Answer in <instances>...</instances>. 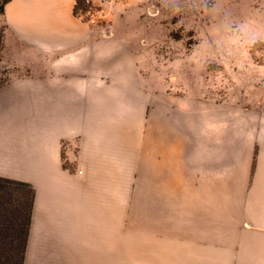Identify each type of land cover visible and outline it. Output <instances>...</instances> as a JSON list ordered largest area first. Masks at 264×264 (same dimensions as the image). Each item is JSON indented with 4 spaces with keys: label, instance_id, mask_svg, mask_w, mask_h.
Instances as JSON below:
<instances>
[{
    "label": "crops",
    "instance_id": "1",
    "mask_svg": "<svg viewBox=\"0 0 264 264\" xmlns=\"http://www.w3.org/2000/svg\"><path fill=\"white\" fill-rule=\"evenodd\" d=\"M76 1L5 6L48 73L0 89V177L35 190L24 264H264V120L257 144L232 141L229 108L143 91L127 37ZM145 182L148 211L127 208Z\"/></svg>",
    "mask_w": 264,
    "mask_h": 264
},
{
    "label": "rangeland",
    "instance_id": "2",
    "mask_svg": "<svg viewBox=\"0 0 264 264\" xmlns=\"http://www.w3.org/2000/svg\"><path fill=\"white\" fill-rule=\"evenodd\" d=\"M80 4L77 14L83 20L127 37L143 91L175 99L199 98L207 105L229 108L233 114L227 120H222L225 113L220 115L221 128L235 124L227 139L258 143L264 120V0H81ZM0 33L4 34L0 89L13 80L48 75L30 60L20 59L22 50L10 37L1 11ZM135 187L127 184L131 198L127 208L136 205L148 211L149 184L138 186L136 204ZM227 212L223 210L222 223L245 219L260 223V216L231 217Z\"/></svg>",
    "mask_w": 264,
    "mask_h": 264
},
{
    "label": "trees",
    "instance_id": "3",
    "mask_svg": "<svg viewBox=\"0 0 264 264\" xmlns=\"http://www.w3.org/2000/svg\"><path fill=\"white\" fill-rule=\"evenodd\" d=\"M10 1L2 0L1 13L5 14ZM80 3L76 1V16ZM3 49L4 34L0 33V62ZM34 197L32 185L0 177V264H24Z\"/></svg>",
    "mask_w": 264,
    "mask_h": 264
},
{
    "label": "built area",
    "instance_id": "4",
    "mask_svg": "<svg viewBox=\"0 0 264 264\" xmlns=\"http://www.w3.org/2000/svg\"><path fill=\"white\" fill-rule=\"evenodd\" d=\"M80 18H82V17H80ZM83 19V18H82ZM78 175L80 176H82L83 175V170L82 169H80V170H78Z\"/></svg>",
    "mask_w": 264,
    "mask_h": 264
},
{
    "label": "water",
    "instance_id": "5",
    "mask_svg": "<svg viewBox=\"0 0 264 264\" xmlns=\"http://www.w3.org/2000/svg\"><path fill=\"white\" fill-rule=\"evenodd\" d=\"M106 31L108 32V31H109V29H108V28H106Z\"/></svg>",
    "mask_w": 264,
    "mask_h": 264
}]
</instances>
